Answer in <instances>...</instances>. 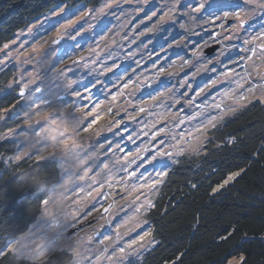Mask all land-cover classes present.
Listing matches in <instances>:
<instances>
[{
	"label": "clouds",
	"instance_id": "1",
	"mask_svg": "<svg viewBox=\"0 0 264 264\" xmlns=\"http://www.w3.org/2000/svg\"><path fill=\"white\" fill-rule=\"evenodd\" d=\"M101 5H104L103 11L94 10L90 16H78L80 20L87 17L82 31L91 33L87 37L82 35L78 46L64 44L57 48L53 43L57 32L44 36L38 29L35 43L25 51L21 52L22 47H18L0 56V98L14 100V103L0 102V142L14 141L8 151L0 150V264H96V258L104 247L100 243L102 238L98 237L101 236V228L108 222L85 211V205L78 201H83V193L90 191L96 183L92 176L103 179L124 169L118 168L115 163L119 154L111 149L106 152L107 143L98 140L102 133L112 132L109 120L96 125V131H84L91 123L89 112L99 105L101 115L113 110L111 120H116L121 112L137 115L129 109L148 100L143 97L137 99V94L145 88L151 89L144 93L148 97L167 88L161 100L169 101L180 93L189 78L216 72L217 67L225 66L222 58L228 52L234 48L239 50L244 46V39L264 31V0H197V6L203 5L199 12L187 0H101ZM125 5L130 7L125 8ZM149 6L155 10L148 19L156 17L155 22L136 33L135 28L139 25H133L131 29L129 26L136 15ZM65 8L69 11L62 17L63 20L84 10L73 8L72 0H65L59 12L63 13ZM113 8L117 11L110 12ZM237 11L247 24L245 29L231 27ZM51 15L58 13L52 11ZM108 16L115 21L111 26L110 21L104 19ZM214 20L219 23H214ZM56 24L61 23L49 20L42 31ZM165 25L171 27L165 29ZM217 28L219 31L214 36L204 35ZM93 29L96 31L93 32ZM65 30L63 26L59 28L60 32ZM174 33L180 38L176 39ZM146 34H151L153 39L160 38V51L166 54L162 59L172 54L169 49L196 46L190 58L176 54L177 59L163 65V69L168 70L166 72L161 66L157 69L154 63L151 74L145 70L133 76L135 68L129 71L130 64L120 68L121 63L134 61L138 68L142 61L152 58L151 49L148 50L149 55L144 56L142 53L147 44H141L129 53L125 43L131 48ZM93 36H99V39L95 44H89ZM193 37H200L203 42L195 41ZM165 41L168 42L166 47L163 44ZM235 41L241 43H231ZM216 44L220 45L219 51L214 57L207 56L206 50ZM81 45H87L84 51L80 50ZM33 47L38 51L33 53ZM138 54H141L140 60L135 59ZM237 54L233 53L230 59L236 58ZM109 60L111 64L107 63ZM12 64L16 67L8 73L6 70ZM116 69L120 71L116 72ZM186 69H193L191 77L177 79ZM108 73L114 75L105 81ZM162 75L165 77L163 80L160 79ZM129 76H133L131 81ZM133 81L132 87L120 96V102L114 104L111 95L118 94L126 83ZM225 81L221 78V83ZM113 88L116 89L115 94H111ZM93 89L96 91L93 92ZM21 102L22 107L16 109ZM144 106L152 109L150 114L157 117L151 123H158L157 114L164 112L166 103H145ZM13 109L16 111L13 112ZM10 113L13 116L12 126L4 130ZM172 122L169 120L167 125L168 135L159 141L165 148L176 142ZM146 127L149 132L152 130L149 124ZM142 131L133 134L136 139L140 138ZM151 141L150 136L139 147L151 146ZM234 143L235 140L228 144ZM218 145L215 147L219 148ZM203 156L204 152L197 156L187 155L177 165L191 161L193 157L199 161ZM101 161L110 164V171L103 175H99L103 172ZM136 163L133 160L129 168ZM169 163L159 160L153 167L160 168ZM92 168L96 171L85 179V172ZM232 264H237V261L232 260Z\"/></svg>",
	"mask_w": 264,
	"mask_h": 264
},
{
	"label": "trees",
	"instance_id": "2",
	"mask_svg": "<svg viewBox=\"0 0 264 264\" xmlns=\"http://www.w3.org/2000/svg\"><path fill=\"white\" fill-rule=\"evenodd\" d=\"M98 1L72 0V5L94 6ZM64 3L0 0V45L27 23ZM215 32L218 30L206 35ZM141 96L148 97L143 92ZM0 102L14 100L0 98ZM197 104L201 103L195 102V108ZM7 122L4 130L12 126L11 119ZM228 138L235 143H226ZM11 144L0 142V150L8 151ZM237 171L240 176L213 192ZM147 219L159 242L136 264H227L240 257V264H264V104L254 100L238 109L214 132L199 161L193 157L174 166L157 208Z\"/></svg>",
	"mask_w": 264,
	"mask_h": 264
},
{
	"label": "snow or ice",
	"instance_id": "3",
	"mask_svg": "<svg viewBox=\"0 0 264 264\" xmlns=\"http://www.w3.org/2000/svg\"><path fill=\"white\" fill-rule=\"evenodd\" d=\"M203 5L193 6L194 10L199 12ZM104 5H100L97 9L92 10H81L72 16L64 19L60 26L55 30L57 35L53 41L55 45H60L63 41L69 47L78 46L77 37L83 35L82 29L84 28L87 20H80L78 16L82 14L90 15L92 11L99 10L103 11ZM60 14L59 10L57 11ZM227 13L225 16L227 17ZM83 21V22H81ZM214 23L218 21L214 20ZM63 26L66 30L60 32L59 28ZM224 27H229V25H224ZM231 27H239L245 29L247 24L242 18L239 11L235 12L234 18L231 21ZM29 33L32 29H28ZM21 34V33H20ZM18 34V35H20ZM103 38V36L101 37ZM231 41V37H228ZM72 42H75L73 44ZM242 47L239 48V57L233 58L231 60L233 67L225 65V70L215 76V78H209V80L196 91L195 96L189 95V90H192V84L189 81L184 85L183 89L185 91L180 92L177 96L172 97L171 100L163 102L161 97L165 96L168 89L163 91H158L155 95H150L147 101H142L139 105L135 106V112L137 115L144 114L152 111V109L146 108L145 103L161 104L166 103L165 110L158 115V123H149L152 129H157L159 125H168L169 120L178 123H191L192 121H199L193 128L187 130L186 132H181L179 138L175 136L176 142L165 148L164 144H157L156 148L151 146H146L145 148H140L131 151H126L121 148L120 144L117 142L116 148L113 151L119 149L125 152L123 156L116 158L115 163L118 164L127 175L120 177L119 179L114 176H104L103 179H97V176H92V179L96 181L92 185V189L86 193H83V201H78V203H83L85 207H88V201H96L97 197L103 196L106 205H101L100 208H95V212L100 214V219L111 223L110 219H105L111 217L118 205L120 208H126L131 206L133 211L130 215L122 218L121 221L113 228L112 234L102 235L100 243L104 246L100 256L96 258V264H103L106 260L107 264H136V260L129 259L130 257H136L139 259L142 255V251H147L154 248L156 245V238L154 236V229L151 226L145 228V225H149L147 219L148 215L157 208L158 200L162 196L163 187L167 183L170 174L174 171V166L183 160L185 156L192 155L197 156L207 147L208 143L211 142L213 134L218 131L226 121L227 117L234 115L239 108H243L247 103H252L253 100L264 104V31H260L257 34L250 35L248 38L243 40ZM17 44V40L13 39L9 42H5L0 45V53L4 55L8 54L9 49ZM24 44L21 42L19 47H23ZM84 51V49H80ZM38 49L32 48V52H37ZM86 59H90L86 58ZM80 62V61H78ZM239 66V68L235 67ZM162 71L166 72L167 69ZM239 69H242L239 70ZM215 73V71L213 72ZM221 78L234 83L235 87L230 89H225L221 92H217L216 95L210 97L211 103L202 102L197 104L196 107L200 111L194 112L192 115L188 116L185 120L180 112L183 111L184 106L189 108L196 102L197 99L205 97L210 89L216 88L221 84ZM161 80L165 79L162 75ZM131 81V78H128ZM132 83H126L123 89L116 94L111 95V100L114 104L120 102V96L123 95L125 91L132 87ZM149 87H152L151 85ZM23 95V92H20ZM188 96V99L184 100L181 97ZM173 105L179 106L177 111H168L169 107ZM113 110H109L107 113L101 115L100 106L96 105L95 108L89 112L88 117H91V123L87 125L84 129L86 132L96 131V125L100 124L104 120H109V128L114 131V129H119L123 123V119L111 120ZM212 113H215L214 115ZM137 115H128L129 121H134ZM114 125V128L112 127ZM169 128L167 126L159 127L157 131H154L151 135V140L156 142L157 140L162 141L163 138L168 135ZM99 135V133H98ZM235 139L228 138V143H232ZM128 141L132 142L133 137L128 136ZM167 143V142H165ZM67 147V142H65ZM221 147V145H218ZM111 148V141L105 147V151ZM175 149V151H172ZM135 160L136 168L143 167L145 165H155L159 160H167L170 163L163 165L159 170L155 171L154 176L149 174L148 177H144L143 181L140 182V177L142 173H137L134 168H129V164ZM103 163V161H101ZM96 169L92 168L85 172L84 177L87 179L88 176L92 175ZM110 171V164L103 163V172L99 175H103L105 172ZM240 172H233L228 175L227 179L223 183L219 184L218 187L213 189V192L219 191L224 188L225 185L229 184L236 177L240 176ZM114 185H119L118 194L120 196L119 201L115 199L117 193H113L110 190ZM193 189L197 188L195 183L191 184ZM105 189H109L106 193ZM45 203H47L45 201ZM92 213V212H88ZM135 233V235H133ZM222 239H227V237H222ZM237 264L243 261V257L236 260ZM229 264H232V260H229Z\"/></svg>",
	"mask_w": 264,
	"mask_h": 264
},
{
	"label": "rangeland",
	"instance_id": "4",
	"mask_svg": "<svg viewBox=\"0 0 264 264\" xmlns=\"http://www.w3.org/2000/svg\"><path fill=\"white\" fill-rule=\"evenodd\" d=\"M187 3L191 4L192 6H195V5H197V0H187ZM100 5H101V0H99L97 2V4L94 5V6H89L88 4H84V3L80 4V5H77V6L76 5L75 6L72 5V6H73V8H82L84 10H87L90 7H99ZM63 6H64V4H61V5L53 8L49 12H47V13L39 16L38 18L32 20L31 22L27 23L23 28H21L19 31H17L14 34L13 38L11 39V40H13V39L17 40V44L14 45L9 50H13L15 48H18L19 44L21 42H23V44H24V46L22 48H20L21 52L25 51L27 48L32 46L35 43L36 33H37L38 29H41V34L44 35V36L52 35V33L55 32V30L60 26V24H56L53 27L48 28L47 31H42V29L44 27H47V24H48L49 20L59 21L60 23L63 22L62 17L66 13H68V11H69L68 8H65V11L63 13H60L59 15H51L52 11H58L59 8L63 7ZM128 7H130V6L125 5V8H128ZM181 7L183 8V5ZM154 10H155L154 8L149 6V8L145 9L144 12L138 13L136 15L135 19L132 21V25H130L129 28L131 29L133 25H137L138 24L139 26L135 28V32L136 33H139L141 30H146L149 26H151V24H153L155 22L156 17H153L152 20L148 19V17L151 15V12L154 11ZM109 11L110 12H116L117 10L115 8H113V9H110ZM74 14L75 13H73L72 15H74ZM157 15H160V14L158 13ZM104 19L110 21V26H111L112 23H115L113 17H111V16L105 17ZM85 20H87V17L85 18ZM81 22H83V21H81ZM217 23H219V22H217ZM85 26H86V24H85ZM97 27H99V26L97 25ZM164 27H165V29H167V28L171 27V25H165ZM29 28L32 29L31 33H29V31H28ZM217 30L219 31L218 28H217ZM95 31H96V29H93V32H95ZM20 33H23V35H21ZM18 34H20V35H18ZM90 35H91V33L83 32V36H85V37L90 36ZM174 35H175L176 39L180 38L179 35H176L175 33H174ZM204 35L206 37L210 36V35H206V33ZM77 39L80 40L81 37H77ZM98 39H99V36H93V38L91 40H89L88 43L89 44H95V42ZM192 39L195 40V41H198L200 43L203 42L200 39V37H193ZM25 41H27V43H24ZM149 41H151V43H149ZM72 43L75 44V42H72ZM167 43H168L167 41L163 42L165 47L167 46ZM231 43L240 44L241 42L240 41H235V42H231ZM64 44L65 43L62 41L60 45H55V47L59 48V47H61ZM141 44H147V48L144 49V52L142 53V55H144V56L149 55V51L148 50L151 49L150 55H151L152 58L150 60H147L146 62L142 61L141 64H140V67H138V68L136 67L134 61H124L120 65V68H123L126 65L130 64L131 67L129 68V71H131L132 68H135V72L133 73V76H135L136 74H138V73H140L142 71H145V70H147L148 74H151L152 70H153L152 66H153L154 63H156L157 69H158V67L163 66L165 64H168L170 61H173V60L177 59L178 56L176 54L183 55L186 59L190 58V55H191L190 53L194 50V48L196 46L195 44L192 45L190 48H188L190 50H187V49H184V48L169 49V53H172V54L171 55H167L166 59H162L163 57H165L166 54L164 52L160 51V38L156 37L155 39H153V36L151 34H146L145 36L141 37L135 44H133L131 48H128L127 47V43H125V49H126L127 52L130 53L133 50H136ZM214 46H218V48L209 57H214L215 54L219 51L220 45L216 44ZM86 47H87V45H81V49H84ZM187 51H188V53L190 52L189 55H188ZM233 53H238L236 55V58H238L239 55H240L238 49L234 48L231 52H228L225 55V57L222 58L223 65H229L230 67L234 66V65H232V62H231V59H230V57L233 56ZM187 55L189 57H187ZM0 56H4V54L0 53ZM101 59H103V56L101 57ZM135 59L136 60H140L141 59V54H138ZM107 63L111 64L112 61L109 60V61H107ZM98 64H99V61H98ZM15 67H16V65L12 64L11 67H9L6 71L8 73H11L12 70ZM235 67L239 68V66H235ZM29 68H30V66H29ZM223 70H225V68H224V66H221V67H217V70H216L215 73H203L200 76L195 77L194 79L189 78L188 81H189V83L192 84V90H189V95L190 96H195L196 91H198L200 87H203L204 84L209 80V78H215V76H217L218 73L223 72ZM239 70L242 71V69H239ZM115 71L119 72L120 69H116ZM192 71H193V69H186L185 71L180 73V76L177 79H184L186 77H191V72ZM0 75H2V74H0ZM113 75H114V73H108L104 77L105 81H107V79L109 77H112ZM133 76H129L131 78V80H132ZM152 87L154 88L156 86L153 85ZM234 87H235L234 83H230L228 81H225L224 83L219 84L216 88L210 89L205 97L197 99L196 102L197 103L198 102L202 103V102L206 101V102L211 103V99H210L211 96L216 95L217 92H221V91H223L225 89H230V88H234ZM146 89L147 88L142 89L141 92L146 93L148 91H151V89H149V90H146ZM144 90H146V91H144ZM95 91H96V89H93V92H95ZM183 91H185V89H181L180 90V92H183ZM115 92H116V89L113 88L111 94H115ZM141 92L139 94H137V96H139L138 99L140 97H142L141 96ZM17 99H18V97H17ZM145 99H149V97H147ZM183 99L184 100L188 99V96H184ZM84 103L88 104V101H84ZM22 104H23V102H21L20 105H17L16 109L21 108ZM16 109H13V112H15ZM178 109H179V106H174V107H169L168 108V110H170V111H177ZM196 111H200V109L199 108H195L194 104L190 108L188 106H184V109H183V111L180 112V115L185 120H187L188 116L192 115ZM129 112H135V109H129ZM150 113H151V111L147 112V113H144V114L137 115V118L134 121H129L128 120V115L126 113H124V112H121L120 115H118L116 117L117 120L123 119V123H122L121 127L119 129H114V131H112V132L102 133L101 136L98 138L99 142L108 144L109 141H111V148H109L111 150L116 148L115 146H116V144L118 142L120 144L121 148H123L125 150V152L134 150V149H136L137 146H142L146 141L149 140V133L150 132L157 131L159 127L167 126V125H159L158 124V128L157 129H152L149 132L148 128L146 126L149 123H151V122H153L154 120L157 119V117L155 115L150 114ZM212 114L214 115L215 113H212ZM9 119H11V122H12L13 116H12L11 113L7 117V120H6L5 124L8 123L7 121ZM89 120H91V117L89 118ZM198 122H199L198 120L197 121H192L191 123H187L186 122L184 124H177L175 122H172L171 127L173 129L174 134L176 135V137L178 139L179 138V134L181 132H186L187 130L193 128V126L196 123H198ZM141 129L143 131L140 133V138L136 139V137L133 134L138 132ZM5 130H7V129H5ZM144 132H147L148 134L144 135L143 134ZM129 135H131L133 137V140H135V143H133V141L132 142L128 141V136ZM113 137H114V139H113ZM5 141L12 142V143L14 142V141H11V140H5ZM157 144H159V140H157L156 142L151 141V147L152 148L155 149ZM116 152L119 154V156H123L125 154V152H122L119 149H117ZM109 155H111V152H109ZM105 159H107V158L105 157ZM117 167L119 168V165ZM131 168H134L135 171L138 174L139 173L143 174L140 177V182L143 181L144 177H148L149 174H152L154 176L155 171L159 170V167L154 168L151 165H145V166L140 167V168H136L135 165H133ZM125 175H127V173H125L123 170H120V171L117 172L116 178L119 179L120 177H123ZM119 187H120L119 185H114L113 188L110 190L113 193H117L116 196H115V199L117 201H119V199H120V196L118 194ZM108 191H109V189H105L106 193ZM93 204L95 205V208H100L101 205L107 206L104 197L103 196L97 197V200L96 201H91L90 203H88V207H86V209H85V211H87V212L90 211V212H92L93 215H98L99 218H100V214L95 212V208H93ZM121 209H123V210H121ZM132 211H133V208L131 206L130 207H126V208H120L117 205L114 214L111 217L105 218V219H110L111 223H105L104 224V227L101 228V234L102 235L112 234L113 228L121 221L122 218L126 217L127 215H130L132 213ZM100 220L101 221H105V220H102V219H100ZM92 222L95 223L94 220ZM147 227H149V225H145V228H147ZM102 235L100 237H98V239H101ZM133 235H135V233H133ZM145 252H147V251H143L142 255ZM141 256H140V258H141ZM129 259L138 260V259H136V257H130ZM230 260H239V258L230 259ZM103 264H106V261H104Z\"/></svg>",
	"mask_w": 264,
	"mask_h": 264
},
{
	"label": "water",
	"instance_id": "5",
	"mask_svg": "<svg viewBox=\"0 0 264 264\" xmlns=\"http://www.w3.org/2000/svg\"><path fill=\"white\" fill-rule=\"evenodd\" d=\"M217 48H218V46H213L212 48L207 49L206 55L211 56L216 51Z\"/></svg>",
	"mask_w": 264,
	"mask_h": 264
}]
</instances>
